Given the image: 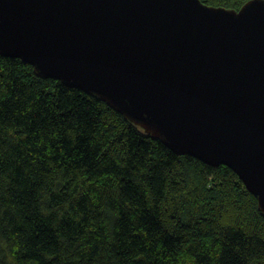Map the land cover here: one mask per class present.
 <instances>
[{"label": "trees", "instance_id": "1", "mask_svg": "<svg viewBox=\"0 0 264 264\" xmlns=\"http://www.w3.org/2000/svg\"><path fill=\"white\" fill-rule=\"evenodd\" d=\"M0 264H264V216L228 167L0 54Z\"/></svg>", "mask_w": 264, "mask_h": 264}, {"label": "water", "instance_id": "2", "mask_svg": "<svg viewBox=\"0 0 264 264\" xmlns=\"http://www.w3.org/2000/svg\"><path fill=\"white\" fill-rule=\"evenodd\" d=\"M0 54L228 167L264 216V0H0Z\"/></svg>", "mask_w": 264, "mask_h": 264}]
</instances>
